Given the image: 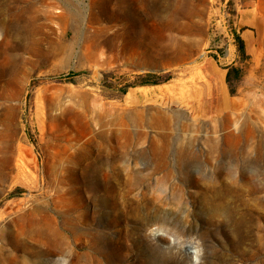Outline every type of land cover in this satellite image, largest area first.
<instances>
[{
    "label": "rangeland",
    "instance_id": "374dc122",
    "mask_svg": "<svg viewBox=\"0 0 264 264\" xmlns=\"http://www.w3.org/2000/svg\"><path fill=\"white\" fill-rule=\"evenodd\" d=\"M117 1L32 0L11 23L0 0V264H264V0H165L149 27ZM106 180L127 181L120 221Z\"/></svg>",
    "mask_w": 264,
    "mask_h": 264
},
{
    "label": "bare ground",
    "instance_id": "6f19581e",
    "mask_svg": "<svg viewBox=\"0 0 264 264\" xmlns=\"http://www.w3.org/2000/svg\"><path fill=\"white\" fill-rule=\"evenodd\" d=\"M110 1H112V0H110ZM13 2H14L13 6L16 9L17 15L8 19V21L11 23H12V20L21 19V17L24 15L26 10L29 8H32V5H33L32 0H13ZM164 3H165V0H135V2H131V0H118L116 7H114V4H112V6H110V7H111V10L113 12L117 9V7L121 8L123 11L122 14L125 16V18L131 17L133 22L136 25L142 27V26H148L149 21H156L158 18H160L162 16L161 12L168 11L169 5L164 4ZM254 54H255V60H258L262 54L261 44L255 50ZM145 91H146V89H145ZM177 97L179 100H181L183 95L178 94ZM234 107H237V106H234ZM6 136L7 135L4 134L2 132V130L0 129V144H2L4 141H6ZM209 144L211 145L212 143H209ZM212 146H213V144H212ZM169 148H170V145L166 140L165 141L164 140L154 141L152 143V146L150 147V151L154 156L156 155V157L165 160L169 154ZM0 149H1V145H0ZM100 149H101V147H100ZM210 149H211V146H210ZM178 150L180 151L179 155H185L186 153L190 152V145L184 144ZM10 151H11L10 154L7 156L8 158L7 157L6 158H7V161L9 163L11 169L17 170L16 175L18 178H20V179H18V181L26 180L27 175H28V168H29L26 161L32 160V152H31L30 148L28 146H26L25 144H22V145H19L17 148V151L14 152L13 147L11 145ZM192 157H195V156H192ZM190 163L191 162L184 161L185 165H189ZM79 164H80V162H79ZM100 185L103 188L109 186L110 190L113 191L112 196H111L112 197L111 204H112L114 211H115V220L120 221L121 216L128 210V207L131 206L129 203L125 202L123 199L124 198L123 189L126 187L125 185H127V181L123 180L122 182H120V181L114 182L111 180H106V181L102 182ZM135 207L136 206L131 207V210L135 209ZM129 213H134V212L130 211ZM218 213H220V207L215 206L213 214L216 215ZM238 224H240L239 221L235 222L233 224V226L237 227ZM115 242H116L115 247L105 250V254H107V255L113 254L117 257H119L122 254V249H123L122 241L120 239H118ZM81 243H83V242H81ZM189 247L193 248V245L189 244ZM149 261L156 262L154 257L149 258ZM140 262H144V260H140Z\"/></svg>",
    "mask_w": 264,
    "mask_h": 264
},
{
    "label": "trees",
    "instance_id": "16d2710c",
    "mask_svg": "<svg viewBox=\"0 0 264 264\" xmlns=\"http://www.w3.org/2000/svg\"><path fill=\"white\" fill-rule=\"evenodd\" d=\"M235 40H236V45H237V48H238V51L243 55L244 54V44H243V40L242 38L238 35V34H235ZM149 75L151 74H144V75H141L139 77V80L136 81L137 83H140V84H153V83H158L159 81H162L164 79H149ZM232 77V74L230 71H228L227 75H226V79L229 81ZM166 79V78H165Z\"/></svg>",
    "mask_w": 264,
    "mask_h": 264
},
{
    "label": "built area",
    "instance_id": "2783aa9c",
    "mask_svg": "<svg viewBox=\"0 0 264 264\" xmlns=\"http://www.w3.org/2000/svg\"><path fill=\"white\" fill-rule=\"evenodd\" d=\"M0 246H1V240H0Z\"/></svg>",
    "mask_w": 264,
    "mask_h": 264
}]
</instances>
